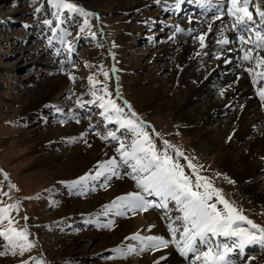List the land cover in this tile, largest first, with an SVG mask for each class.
Listing matches in <instances>:
<instances>
[{
  "label": "rangeland",
  "instance_id": "1",
  "mask_svg": "<svg viewBox=\"0 0 264 264\" xmlns=\"http://www.w3.org/2000/svg\"><path fill=\"white\" fill-rule=\"evenodd\" d=\"M203 1L208 5L211 3L209 0ZM203 1L201 4L205 5ZM69 2L94 14L87 17L88 26L83 32L81 26L85 17L79 12L73 13L67 9L58 12L47 0H0V170H2L0 192L8 193L7 196H0V203L11 204L20 201L19 211L13 209L10 213L15 220L14 227L23 229L27 226L28 238L36 241L35 246L23 255L19 250L13 254L9 250L8 241L0 236V252L5 253L0 255V264H19L21 260L28 261V264H36V258L42 259L44 264H96L125 259V255L114 250H108L107 253L99 250L97 245L103 246L101 243L103 238L95 233L113 234L118 223L126 221L129 216L118 215L116 208H105V205H110L116 197L109 195L101 196L100 199L95 197L111 191L115 183L123 181L127 165L123 164V172L119 176L105 173L96 180L89 179L83 187L79 185L70 187L64 183L75 180L85 173L94 174L95 169L99 167L97 162L106 161L112 155L119 157L122 165L120 155L116 151L119 141L111 137L107 140L101 139L108 131L115 132L126 145L132 140L126 129L120 128L114 121H105L100 115L102 109L99 108V101L87 103L94 99L91 95L93 85L88 79L89 76L100 82L95 85L98 95L103 94V85L107 84L108 91L112 94L111 98L124 108L126 114L131 115L134 111L140 119L147 122V131L158 148H162L163 141L167 140L171 145L181 149L184 157L200 166L201 175L209 177L216 187L222 189L226 199L242 209L243 214L249 219L264 226V206L252 203L249 196L239 192L226 170L217 163L214 153L210 154L209 151L202 153L193 146V138L186 133L185 125L173 117L154 113L150 108L139 109L133 106L119 85L116 69L118 60H115L114 56L115 45L117 37L123 35L125 33L123 30L130 27L132 17L139 16L135 12L124 10L126 7L124 3H131L132 0H69ZM117 2L121 6L113 5ZM261 2L264 3V0ZM180 8L185 11L189 9L186 2ZM37 9L40 11H36ZM172 12L175 11L171 10ZM56 15H59V21ZM171 15H165L163 20L170 22ZM175 15H178L177 11ZM45 20H51L52 23L46 25ZM160 20L158 17L155 23H149V30H144L142 34L137 31L138 36H135V40L138 41L134 40L128 50L120 48L121 58L125 57L122 54L125 51L129 54L132 49L138 48L141 54L150 47L152 49L148 57L152 59L161 46L159 43L155 44L162 36L159 30L163 33L169 31L161 29ZM135 24L140 25L139 22ZM153 24L155 28L150 29ZM52 29L57 30L53 32ZM62 29L67 30L65 40L71 43L74 51L70 52L67 46L61 43L59 37ZM89 33H95V36ZM253 34L254 32L251 33ZM244 35L248 36L249 33ZM170 70L167 74L171 76ZM104 71L109 73L108 77L103 75ZM69 73L75 77L74 80L69 77ZM59 78L65 82V90L53 94L49 103L36 108L35 118L27 114L25 118L17 115L32 97L36 100L42 93L48 95ZM258 84L261 85V81ZM77 99L84 102L83 108L77 105ZM125 102L131 105V109L125 106ZM42 114L44 119L40 118ZM40 120L41 124H47L50 128L49 139L54 138V131L61 130L62 133L58 137H65V140H60L54 145L47 143L41 151H36L33 140L35 137L33 133L26 131L32 129L33 123ZM73 127L77 130L83 127L82 130L101 143L100 153L95 154L97 157L95 167L91 169L78 167V170L66 171L67 162L63 161L54 163L49 170L34 168L33 163L41 152L49 153L52 157L70 155L73 150L71 145L73 140L70 138L77 137L81 132L79 130L77 133L74 132L73 136L70 135L68 131ZM169 153L175 155V149L170 148ZM184 157L179 158L180 163L185 165L186 173H191L192 170L187 167V160ZM4 173L8 174L7 178ZM57 175L61 178L57 179ZM105 180L107 184L101 187ZM10 183L16 187L10 188ZM137 212L143 216L145 211L137 209ZM175 212L173 208L171 213L174 218L178 214ZM109 221H112V227H102ZM5 227L7 220L0 223V228ZM260 254L251 252L238 264H250ZM247 257L253 259L249 261Z\"/></svg>",
  "mask_w": 264,
  "mask_h": 264
},
{
  "label": "bare ground",
  "instance_id": "2",
  "mask_svg": "<svg viewBox=\"0 0 264 264\" xmlns=\"http://www.w3.org/2000/svg\"><path fill=\"white\" fill-rule=\"evenodd\" d=\"M187 1L189 0H132L131 3H124L126 6L124 10L135 12L139 16L132 17L134 23L123 30L125 31L123 35L119 34L120 36L117 37L114 53L115 60H118L116 61L117 81L133 106L139 109L150 108L154 113L173 117L185 125L186 133L193 138V146L201 152L214 153L217 163L226 170L239 192L249 196L252 203L264 206V101L260 99L257 91L259 88H264V79H257L255 84L252 82L256 72H264V66L256 65L254 60L241 59L242 47L243 50L253 48V55L258 52L261 56H264V49H254L251 44L241 45L238 39L240 33L232 27L234 18L227 14V0H210L212 4L208 9L202 8L196 12L180 8L184 2L188 3ZM201 1L203 0H191L190 3H193V8H198ZM261 1L249 0V10L253 12V20L258 27L260 19L253 6L259 4L264 9V3ZM113 5L120 4L117 2ZM221 8L224 15H220ZM171 10L177 11L178 15H175V12L171 13ZM169 14H172L170 22L164 21L163 17ZM216 14L218 18L214 19ZM158 17L161 19L159 22L162 25L161 29H169V31L163 33L159 30L162 36L155 44L159 43L161 46L154 56L151 54L152 59L148 57L152 49L150 47L141 54L138 48L132 49L129 54L125 51L122 53L125 55L122 59L120 48L128 50L129 45L138 36L136 32L142 34L144 30H149L148 24L155 23ZM135 22H139L140 25ZM153 28H155L154 24L150 29ZM201 33H206L204 47H201L199 40ZM225 37L228 38V43H217ZM252 37L255 38V32ZM137 41L138 39L135 40ZM225 59L229 62L225 63ZM249 68L254 71L249 73L247 71ZM169 70L171 76L167 74ZM57 80L48 95L42 93L36 100L32 97L17 115L25 118L27 114L35 118L36 108L49 103L53 94L65 90L63 79ZM259 81L261 85L258 84ZM40 118L44 119V114ZM40 122L41 120L36 121L33 123L34 127L26 131L33 133L36 151H41L47 143L54 145L60 140H65V137H58L62 133L61 130L54 131V138L49 139V126ZM82 129L84 128L77 130L73 127L68 131L72 136L74 132L81 131L71 142L73 150L70 155L52 157L49 153L41 152L34 161L33 167L49 170L54 163L66 161V171L94 168L97 160L95 154L100 153L101 143ZM81 133L85 135L81 136ZM89 145L91 146L88 147ZM112 157H115L119 164L115 171L122 173L123 164H120L119 157L112 155L110 158ZM126 169L123 181L115 183L111 191L95 199L106 195L118 197L124 195L122 193L139 192L140 188L136 181L128 175L131 169L128 166ZM56 178L60 179L61 176L57 175ZM146 199L159 200L152 196H146ZM173 208L176 210L174 202L169 201L167 210L150 207L143 216L139 212L133 214L129 209H123L124 215L129 217L126 221L118 223L113 234L101 235L96 232L95 235L103 238L101 242L103 246L97 245V247L104 253L119 247L121 253L128 254L123 260H108L96 264H153V261L161 255L166 256V259L160 261V264H189L186 262L187 257L181 256L174 245L170 244L168 248L155 252L141 251L140 241L132 238L135 233L141 236L160 235L170 238L167 227L169 218L177 226L180 223L175 219L179 215L177 210V216L175 218L172 216ZM220 239L222 243H231L224 238ZM129 245L136 251L128 252ZM251 252L261 254L250 264H264V249L259 245H247L243 259ZM191 257L192 255H189V258ZM235 261L238 264V259Z\"/></svg>",
  "mask_w": 264,
  "mask_h": 264
},
{
  "label": "snow or ice",
  "instance_id": "3",
  "mask_svg": "<svg viewBox=\"0 0 264 264\" xmlns=\"http://www.w3.org/2000/svg\"><path fill=\"white\" fill-rule=\"evenodd\" d=\"M47 2L57 11L67 9L69 12H79L85 17L84 23L81 26L83 32L88 26V16L93 13L85 11L75 3H70L69 0H47ZM36 11H40L37 9ZM255 13L259 16L260 26H256L253 20V12L249 10V0H227V14L233 17L232 27L236 29L240 35L238 39L241 45L251 44L254 49H264V9L259 4L255 5ZM55 15V14H54ZM220 15H224L223 8L220 9ZM214 19L218 17H213ZM57 21L60 20L59 15H56ZM51 20H45L44 24L50 25ZM59 28V23L57 24ZM57 29H52L56 32ZM211 30V25H209ZM255 32V38L251 33ZM243 33H249L246 37ZM95 36V33H89ZM68 35L66 29L61 30L60 41L65 44L68 50L74 51L70 42L65 40ZM206 33H201L199 36L201 47H204V37ZM228 38L217 41V43L226 44ZM51 43V39L49 40ZM243 61L254 60L256 65L264 66V56L253 55V48L243 50ZM225 63L229 61L225 59ZM252 73L254 69H247ZM71 79H75L71 73L68 74ZM105 77H108L107 71L103 72ZM93 85L91 95L93 100H89L88 104H93L99 101V108L102 109L100 115L104 117L106 122L114 121L120 128L126 129L132 136L131 143L126 145L123 140L115 132L108 131L101 139L107 140L111 137L119 141V147L116 151L119 153L121 163L127 165L131 171L128 175L136 181L140 188L139 192H129L125 195L116 197L110 205H105V208H116L118 215H124L123 209L127 208L135 214L136 210L146 211L150 207L168 209L169 201H173L179 215L175 218L179 221L177 226L171 218L168 222V231L170 238L164 236H141L139 233L133 234L132 238L139 240L141 251L151 250L158 251L166 249L168 246L174 245L175 249L183 257H188L192 253L191 264H236L234 258L230 256L233 253H239L241 257L245 254L247 245H259L264 249V226L255 223L243 214L242 209L234 206L223 195L222 189L216 187L211 179L200 174L198 165L194 164L191 159L184 157L181 149L171 145L169 141H163V147L158 148L149 131H147V122L140 119L137 113L131 112L128 115L115 99L111 98L112 94L108 91L107 84L103 85L102 95L97 94L95 85L100 82L93 76L88 77ZM257 79H264V72H256L253 76V84L257 83ZM260 99L264 101V88L257 89ZM77 105L81 108L85 106L84 102L77 99ZM125 106L131 109V105L125 102ZM59 110V109H58ZM79 122V121H77ZM64 123V121H61ZM91 127V125H89ZM84 136L85 133H81ZM158 136L159 133H156ZM75 140V137L70 138ZM175 149V155L169 153V149ZM184 157L187 160V167L191 169V173L185 172V165L180 163L179 158ZM99 167L95 169V173H85L72 181H65L70 187L77 185L83 187L89 179L96 180L105 173H110L113 176H119L120 173L115 171L119 167L115 157L106 161H98ZM2 171V170H0ZM7 178V173H4ZM219 175V174H217ZM107 184L101 185L104 187ZM10 188H15L13 184H9ZM143 193V194H142ZM7 192H0V196H7ZM146 196L159 198V200H149ZM31 198V197H29ZM38 198V197H37ZM222 205V207H218ZM20 201L17 200L11 204L0 203V223L7 220V227L0 228V236H3L10 246L9 250L16 254L19 250L20 254L32 249L36 241L28 238L29 233L27 226L23 229L14 227L15 220L10 215L13 209L19 211ZM107 214V213H105ZM27 219V217H25ZM99 226V225H98ZM112 221L102 225V227H112ZM151 227V225L149 226ZM220 238H224L231 243H222ZM206 246V247H201ZM115 252L121 255H127V252L121 253L119 247L114 249ZM136 251L129 245L128 252ZM5 253L0 252V255ZM30 259H32L30 257ZM166 259V256L161 255L153 264H160V261ZM250 261L252 257H247ZM19 264H28V261L21 260ZM36 264H44L40 258H36Z\"/></svg>",
  "mask_w": 264,
  "mask_h": 264
}]
</instances>
